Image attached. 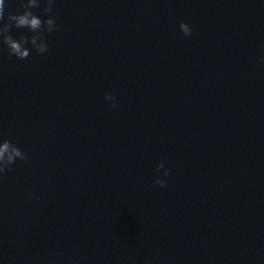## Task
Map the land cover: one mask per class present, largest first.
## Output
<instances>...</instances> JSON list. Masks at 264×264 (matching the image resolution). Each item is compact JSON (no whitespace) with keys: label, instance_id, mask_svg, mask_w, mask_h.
<instances>
[{"label":"clouds","instance_id":"9594fccd","mask_svg":"<svg viewBox=\"0 0 264 264\" xmlns=\"http://www.w3.org/2000/svg\"><path fill=\"white\" fill-rule=\"evenodd\" d=\"M43 2L42 11L48 14L45 19H41L40 16L32 11L35 8H40L41 0H21L20 7L14 13L8 12L7 17H5V0H0V44L7 47L10 56L25 60L33 52L44 54L48 51L46 34L58 31L59 25H57L55 18L51 15L54 11L53 5L56 0H43ZM13 28H27L32 35H21L19 39H15L12 35ZM179 30L185 37L192 35V29L187 23L181 22ZM29 44L31 48L26 47ZM259 60L264 63V56H261ZM104 100L106 103L110 102L113 108L117 106V98L110 93H105ZM17 160L26 161L28 160V155L12 141L6 138L0 139V180L5 179L6 174L12 171V166ZM156 171L158 173L162 172V177L170 175V169L165 167L163 161L156 165ZM153 183L160 187H165L167 180L157 176ZM29 195L34 196L33 193Z\"/></svg>","mask_w":264,"mask_h":264}]
</instances>
